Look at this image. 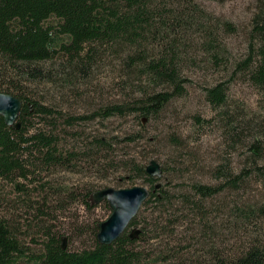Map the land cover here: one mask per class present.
Here are the masks:
<instances>
[{"label":"trees","instance_id":"trees-1","mask_svg":"<svg viewBox=\"0 0 264 264\" xmlns=\"http://www.w3.org/2000/svg\"><path fill=\"white\" fill-rule=\"evenodd\" d=\"M235 33L233 23L209 14L197 0H0V93L22 102L18 129L6 125L0 115V181L16 184L23 192L20 181L42 171L82 173L94 168L104 173L113 169L123 172L120 180L114 181L116 190L133 188L138 181L149 189L142 206L145 212L149 209L147 217L142 218L143 209L109 246L98 242L100 223L96 219L75 231L81 242L77 248L72 240L63 249L62 232L44 225L40 250L29 254L15 229L0 219V264H19L26 258L35 264H264V196L246 208L235 204L228 216L224 215V227L233 231L250 225L256 233L234 254L215 243L218 235L213 223L207 221L213 208L204 204L226 191L244 189L249 180H257L264 189V0L256 1L251 15L245 58L233 62L224 35ZM102 49L109 50L121 66V98L88 117H69L67 125L132 117L137 125L147 128L175 100L186 96L187 71L200 64L192 54L201 51L206 56L204 62L220 78L203 86L212 116L194 115L192 133L195 142L208 128L219 134L227 148L219 162L203 167L191 157L189 163L198 165L178 164L171 171L165 163L153 160L161 173L152 177L147 172V148L143 157L126 156L118 164L114 137L95 135L84 139L85 145L68 148L58 132V113L30 92L33 86L45 84L73 90L87 82ZM237 77H245L256 90L255 110L230 97ZM35 120H39L37 125ZM141 140L133 133L124 142L138 144ZM171 141L182 146L181 137H171ZM234 152L241 154L239 169L233 167ZM85 162L90 167H83ZM200 166L206 177L202 179L208 181L174 184L178 193L172 190L167 179L171 173L179 178ZM48 187L52 196L70 194L65 187L48 185L44 190ZM94 189L82 195L83 204L88 210L100 205L109 209L107 201L91 203ZM48 202L44 197V211ZM25 204L42 212L30 200ZM191 214L200 221V255L189 251V244H182L191 240L176 238L179 224H189ZM186 230L189 232V227Z\"/></svg>","mask_w":264,"mask_h":264},{"label":"rangeland","instance_id":"rangeland-1","mask_svg":"<svg viewBox=\"0 0 264 264\" xmlns=\"http://www.w3.org/2000/svg\"><path fill=\"white\" fill-rule=\"evenodd\" d=\"M257 0H197L200 6L209 14L224 21H230L236 28L235 34L224 35V42L229 50L230 59L235 62L245 58L247 52L248 27L251 15L255 10ZM196 59L200 62L199 66L192 67L187 71L190 77L187 84V94L181 99L174 101L161 117L143 129L137 125L132 117L127 119L112 118L107 121L86 120L78 121L74 126L66 124L69 117L90 116L94 111L104 105L118 101L121 98V87H119L123 77L121 66L118 59L111 55L109 50H103L98 58V62L93 66V74L85 83H79L73 90L55 84H45L41 87L33 86L30 92L33 98L39 100L44 106L56 111L58 132L63 143H67L68 148L76 147L77 144L85 145L88 137L100 135L104 137H114L116 145V164L124 157L141 158L145 148L148 149L147 164L157 160L172 171L178 164L186 166L198 165L201 162L203 167L217 164L227 148L223 147L219 134L213 129L202 135L199 142L194 141L193 116L201 115L204 118L212 116V110L204 99L203 86L219 79L218 74L212 73L210 66L204 62L206 58L201 51L193 52ZM209 66V67H208ZM229 78V77H227ZM229 95L232 99L240 101L252 109L258 107V94L256 90L247 83L245 77H237L231 85ZM58 116V117H57ZM35 124L39 120L34 121ZM37 125V124H36ZM39 126V125H38ZM73 127V128H71ZM137 133L143 140L138 144H127L125 138L128 134ZM64 134V135H62ZM66 135V136H65ZM78 139H76L74 137ZM171 137L182 138V146L176 147ZM198 137V136H197ZM189 147V149H187ZM225 149V150H224ZM147 151V150H146ZM223 151V152H222ZM193 157L197 163H189ZM233 167H241V154L234 152L232 155ZM201 166L184 176L175 177L174 174L168 176L173 184L172 190L178 193L174 187L178 183H187L189 186L192 181H202L204 173ZM83 167H90L88 162ZM104 171V170H103ZM123 176L118 171L110 169L104 173H97L94 168L85 169L82 173H69L59 169L39 172L36 176H31L28 180H21L24 191L19 192L16 184L0 181V219H4L15 229L16 236L29 254L37 253L40 250L39 242L42 240L44 225L62 232V240L66 239V245L72 242L73 246L79 247L80 240L76 230L81 225L89 224L93 220L102 223L112 214L111 208L107 209L100 205L93 210H88L82 202V195L91 187L94 189L90 201L93 202V194L106 188L115 189L114 181L120 180ZM203 178V179H202ZM208 181V180H203ZM168 182V180L164 181ZM60 187L70 194L50 195L49 187ZM135 186L147 187L138 181ZM52 188V189H53ZM132 188V187H129ZM74 195V196H70ZM264 196V189L255 179L249 180L244 189L239 191L229 190L214 200L205 201V206L210 212L207 221L213 223L218 235L215 243L225 252L234 254L245 247L255 237L253 227L248 225L245 229L230 230L224 227L223 222L227 219L224 215L229 214L231 207L238 204L241 208H246L259 203ZM44 197H48L49 205L44 211ZM32 201L35 206L39 205V213L36 209L26 208V201ZM64 207V208H63ZM150 207V206H149ZM217 207V209H216ZM144 208L140 209V213ZM218 209L220 210L219 212ZM233 209V208H232ZM44 213L46 216L44 217ZM149 209L145 212L147 217ZM139 214V213H138ZM199 220L190 215V223L182 226L179 224L177 239H188L189 251L199 253L202 250L200 245L201 229ZM147 223H150L147 221ZM189 227V232L186 228ZM255 227V226H254ZM151 229V227H149ZM199 228V229H198ZM231 231L233 234H231ZM158 244V243H157ZM158 247V245H157ZM19 264H35L26 258Z\"/></svg>","mask_w":264,"mask_h":264},{"label":"water","instance_id":"water-1","mask_svg":"<svg viewBox=\"0 0 264 264\" xmlns=\"http://www.w3.org/2000/svg\"><path fill=\"white\" fill-rule=\"evenodd\" d=\"M21 107L22 102L20 100L0 93V115L4 118L6 125H15L17 129L19 128L17 121ZM147 172L152 177L160 176V165L156 161H152ZM148 197L149 189L144 186L122 190L106 188L94 193L93 202L95 204L107 201L112 210L110 217L99 225L98 242L108 246L116 242L138 215ZM138 233L139 231L134 232V234ZM62 243V247L65 249L66 239H63Z\"/></svg>","mask_w":264,"mask_h":264}]
</instances>
